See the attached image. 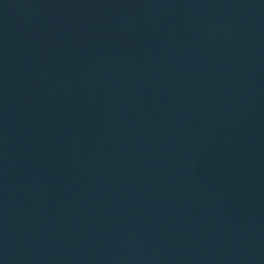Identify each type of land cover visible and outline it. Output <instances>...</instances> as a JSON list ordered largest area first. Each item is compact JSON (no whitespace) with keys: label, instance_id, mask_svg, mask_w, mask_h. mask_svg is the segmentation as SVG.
Segmentation results:
<instances>
[{"label":"water","instance_id":"95a60500","mask_svg":"<svg viewBox=\"0 0 264 264\" xmlns=\"http://www.w3.org/2000/svg\"><path fill=\"white\" fill-rule=\"evenodd\" d=\"M0 264H264V0H0Z\"/></svg>","mask_w":264,"mask_h":264}]
</instances>
